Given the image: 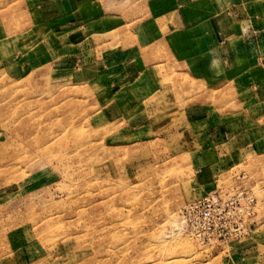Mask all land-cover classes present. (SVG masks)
Returning a JSON list of instances; mask_svg holds the SVG:
<instances>
[{
	"label": "rangeland",
	"instance_id": "obj_1",
	"mask_svg": "<svg viewBox=\"0 0 264 264\" xmlns=\"http://www.w3.org/2000/svg\"><path fill=\"white\" fill-rule=\"evenodd\" d=\"M184 6L193 58L164 36ZM23 26L45 54H0V264H264V0H0V47ZM211 185L253 190L251 235L186 230Z\"/></svg>",
	"mask_w": 264,
	"mask_h": 264
},
{
	"label": "built area",
	"instance_id": "obj_2",
	"mask_svg": "<svg viewBox=\"0 0 264 264\" xmlns=\"http://www.w3.org/2000/svg\"><path fill=\"white\" fill-rule=\"evenodd\" d=\"M256 213L252 189L214 185L189 200L182 210V222L201 244L229 243L251 235Z\"/></svg>",
	"mask_w": 264,
	"mask_h": 264
},
{
	"label": "crops",
	"instance_id": "obj_3",
	"mask_svg": "<svg viewBox=\"0 0 264 264\" xmlns=\"http://www.w3.org/2000/svg\"><path fill=\"white\" fill-rule=\"evenodd\" d=\"M194 6L192 7H187V6H184V7H181L180 9V17H181V25L186 26L187 27H190L188 29L190 30H185L186 33L184 34V31L182 32H179V39L180 41H174V36H175V33L173 34V32L169 31V33H166L164 36H165V39H166V42L168 44V47L170 48V50L172 51V53L179 57V58H182V57H191L193 58L192 56H196L198 55V53L200 51L203 50V52L205 50H211L214 46H213V43L208 45L205 41V35H206V30L205 29H201V23L205 20H208L210 17L207 15H204V16H198L195 11H193ZM43 10V14L47 16H49V12H48V9H42ZM91 16H94V11H92L90 13ZM186 15V16H185ZM189 15V16H188ZM192 15H194V17L196 19H192ZM188 16V20L186 19ZM45 17V18H46ZM187 20V21H186ZM190 20L192 21H195L194 23H191L189 22ZM187 23H190L191 25H188ZM25 25V24H23ZM37 28H40L37 30ZM183 29V28H182ZM37 30V31H36ZM31 33H35L36 35L39 34V35H42L43 34V30H42V25L40 22H35L33 23V28H32V31H30ZM154 35V32L151 33ZM151 34H148V35H151ZM161 33H156V35H160ZM29 29H27V27L23 26L21 27V31L20 33H18L17 35H15L14 32H11L9 35H7L8 37H11L9 40L7 41H10V43L13 45L14 44V41L17 43V41L19 40L20 41V47L21 48H18V50L13 46L10 45L9 48L12 47V49L14 50V52L11 51V49H6L7 48V43H4L2 44L3 46L0 47V54L3 53L4 57L2 58L3 59V67L6 68V69H23V68H30L34 65L37 64V61H36V58H41V57H44V54H45V51H44V48H42L41 51H37V50H34L33 52H28L27 51V46L25 45V42L28 43L29 40L31 41H35V39L33 40L32 38L29 37ZM177 36V35H176ZM185 36V37H188V39L190 40V37H194L195 38V42L198 43V47L199 48H196L197 50L194 51V49L192 48H189L188 46H185L184 45V41L183 43L181 44V38ZM33 37V36H32ZM199 37V38H198ZM193 38V39H194ZM14 39V40H13ZM200 39V40H198ZM22 41H24L22 43ZM217 43H219L218 41H216ZM201 43H202V46H201ZM218 46V45H217ZM210 48V49H209ZM192 51H194V53H192ZM20 53V54H19ZM14 54V56H13ZM129 55V53L127 54H123L122 57H127ZM239 55V54H238ZM245 55V52H241V56H244ZM18 56V58L16 59V61L18 62V65L16 66V61H14V59H12L13 57H16ZM236 56L234 57H231V58H235ZM229 58V59H231ZM14 64V65H13ZM145 68V66L143 67ZM138 69V67H137ZM23 71V70H22ZM213 185L211 186H207V187H204L203 189H201L200 191H197V193H195L194 196L196 195H199L200 193H202L205 189H208V188H211ZM193 198V197H192Z\"/></svg>",
	"mask_w": 264,
	"mask_h": 264
},
{
	"label": "bare ground",
	"instance_id": "obj_4",
	"mask_svg": "<svg viewBox=\"0 0 264 264\" xmlns=\"http://www.w3.org/2000/svg\"><path fill=\"white\" fill-rule=\"evenodd\" d=\"M180 224H181V222H180Z\"/></svg>",
	"mask_w": 264,
	"mask_h": 264
}]
</instances>
